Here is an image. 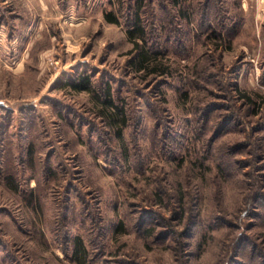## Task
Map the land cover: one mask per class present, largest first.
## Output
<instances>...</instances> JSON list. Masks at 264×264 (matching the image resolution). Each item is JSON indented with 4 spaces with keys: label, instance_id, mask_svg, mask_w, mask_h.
Here are the masks:
<instances>
[{
    "label": "rangeland",
    "instance_id": "1",
    "mask_svg": "<svg viewBox=\"0 0 264 264\" xmlns=\"http://www.w3.org/2000/svg\"><path fill=\"white\" fill-rule=\"evenodd\" d=\"M0 264H264V0H0Z\"/></svg>",
    "mask_w": 264,
    "mask_h": 264
},
{
    "label": "trees",
    "instance_id": "2",
    "mask_svg": "<svg viewBox=\"0 0 264 264\" xmlns=\"http://www.w3.org/2000/svg\"><path fill=\"white\" fill-rule=\"evenodd\" d=\"M105 18H106V20L109 21V22H114V21H115V19H113V18L111 17V14L108 13V12H105ZM115 22H116V21H115ZM136 28L139 29L138 22H137V26H136ZM74 86H75V88H77V89H85V88L87 87V85H84V84H77V85L75 84ZM75 254H77V253H75Z\"/></svg>",
    "mask_w": 264,
    "mask_h": 264
}]
</instances>
